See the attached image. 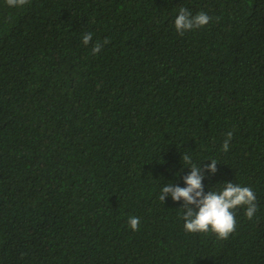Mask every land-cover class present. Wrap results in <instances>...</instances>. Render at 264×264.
<instances>
[{"label":"trees","instance_id":"obj_1","mask_svg":"<svg viewBox=\"0 0 264 264\" xmlns=\"http://www.w3.org/2000/svg\"><path fill=\"white\" fill-rule=\"evenodd\" d=\"M184 154L255 192L228 239L160 201ZM0 264H264V0H0Z\"/></svg>","mask_w":264,"mask_h":264},{"label":"clouds","instance_id":"obj_2","mask_svg":"<svg viewBox=\"0 0 264 264\" xmlns=\"http://www.w3.org/2000/svg\"><path fill=\"white\" fill-rule=\"evenodd\" d=\"M9 7H23L30 3V0H6ZM212 17L205 12L193 15L187 8L181 7L174 20L176 31L182 36L187 31H192L209 24ZM92 33L83 35L82 43L87 46L92 43ZM108 41L105 40L104 44ZM103 47L97 41L91 48L93 55L98 54ZM233 138V131L226 133L222 151L227 152L230 148V141ZM182 160L190 168V173L183 177L186 187L174 186L168 183L162 187L159 199L164 202L168 196L173 201L183 200V220L184 229L189 233L216 234L218 239L226 240L235 231L236 219L235 209L245 206V215L250 220L257 211V197L251 187L240 186L233 182L224 183L220 191H208L205 193L202 181L205 179L204 172L215 174L217 172V161L211 159V163L201 168L192 162V157L188 154L182 156ZM129 227L133 231L139 230V217L130 216Z\"/></svg>","mask_w":264,"mask_h":264}]
</instances>
